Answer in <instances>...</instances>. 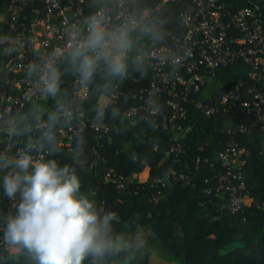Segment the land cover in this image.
Wrapping results in <instances>:
<instances>
[{
	"label": "trees",
	"instance_id": "obj_1",
	"mask_svg": "<svg viewBox=\"0 0 264 264\" xmlns=\"http://www.w3.org/2000/svg\"><path fill=\"white\" fill-rule=\"evenodd\" d=\"M116 1L107 0L112 11ZM160 1L131 0L134 12H149L144 27L150 28L158 38L140 31L131 33L129 72L124 80L109 82L97 74L88 84V97L75 104L71 86L77 76L68 70L63 58L60 59L55 66L61 72L57 99L46 96L39 102L43 107H38L39 103L26 106L14 122L30 130L9 140H6V127L12 119L1 116L0 150L8 143L14 144L11 151L26 147L29 139L43 143L42 135L47 129L40 128L37 121L47 122L48 115L56 111L57 100L73 111L78 108L85 120L76 118L65 123L61 116L52 129L57 132L78 123L76 151L69 153L54 142L52 146L57 151L47 155L49 146L44 144L46 159L74 167L82 191L91 192L90 198L103 212L117 213L118 218L112 224L114 235L121 234L128 240L140 239L148 246L106 256L99 264H141L140 256L150 249H157L164 258L178 259L180 264H264V134L259 126L247 128V117L241 108H220L213 116L206 115L202 109L206 104L217 103L223 94L239 85L241 90L253 88L264 97V69L255 71L238 59L216 70L191 95L190 102L184 104L185 118L179 123L178 131L183 134L178 139L174 131L164 130L150 119L131 121L124 116L131 106L144 103V97L133 101L131 96L148 88L153 80V70L148 64L139 61L144 73L141 76L132 61L140 60L139 55L145 49L184 34L179 21L187 0L167 4L159 11L152 10ZM218 3L230 14L242 8H256L264 25V0H219ZM99 5L100 0H83L81 20L94 15ZM36 6L43 9L40 2ZM37 7H27L14 18L8 12L7 1L0 0V37L12 29L19 32L27 27ZM7 62L6 47L0 44V90L8 87ZM254 71L255 77L250 78ZM102 97L109 101L102 105ZM155 105L169 114L165 96H157ZM99 108L104 109V116L97 121ZM92 121L104 124L107 129L94 131L90 127ZM176 143L181 145V151L170 153V146ZM229 144L244 151L245 163L236 181L244 203L238 211L230 209L228 193L218 189L214 178L216 172L223 170L219 154ZM145 171L144 181L132 179V175ZM114 178L126 179L123 191L117 189ZM11 204L0 189V215L13 212ZM0 264H35V261L26 250L9 245L0 233ZM84 264H92L91 258Z\"/></svg>",
	"mask_w": 264,
	"mask_h": 264
},
{
	"label": "built area",
	"instance_id": "obj_2",
	"mask_svg": "<svg viewBox=\"0 0 264 264\" xmlns=\"http://www.w3.org/2000/svg\"><path fill=\"white\" fill-rule=\"evenodd\" d=\"M6 1L8 12L14 18L27 7H37L36 3L39 2L43 5V9L37 7V12L27 27L19 32L12 29L10 33L0 37V44L6 47L8 55L5 72L8 87H2L0 90L2 109L0 117L5 115L14 122L26 106L39 103L46 97L40 91L39 76L49 64L56 66L63 58L57 57L56 54L58 50L68 49L70 30L82 27L83 0ZM180 1L183 0H161L152 10L159 11L167 4L175 5ZM218 1L187 0L179 21L184 30L183 36L172 37L168 43L154 45L140 53L139 61L148 64L153 70V80L148 88L131 96L133 101L144 97V103L131 106L124 112L125 118L131 121L150 119L162 129L174 131L175 139H178L183 134V132L179 134L178 131L179 123L185 118L184 104L190 102L191 95L195 94L205 79L212 76L216 70L238 59L255 71L259 68L264 69V25L256 14V8H242L230 14ZM131 3V0H117L112 11L107 0H100L95 14H103L106 17V26L109 30L121 26L130 17H135L141 24L133 32L143 33L142 29L150 14L148 11L134 12ZM30 67L36 69L31 75ZM255 71L250 74V78L255 77ZM71 90L75 104L85 100L90 92L88 84L81 83L78 77L73 81ZM160 95L167 98L169 114L161 112L155 105V98ZM220 108H241L247 117V128L259 126L264 134V97L253 88L241 90L239 85L223 94L217 103L202 107L208 116L216 115ZM69 111L72 113L70 120L76 118L85 120L78 108ZM78 126L75 122L67 129L52 132L55 143L64 146L69 153H74ZM90 127L96 132L107 129L104 124L94 121ZM11 137L7 126L6 140ZM24 148H16L11 151V155ZM180 151L179 143L172 144L169 148L170 153L178 154ZM31 154L37 155L35 151ZM243 154L244 151L234 144L227 145L219 154L223 170L214 175L218 189L228 193V203L232 211H238L244 203L243 193L236 183L240 179L241 168L245 163ZM112 180L118 190L125 189L126 179ZM11 205L14 208L15 202L12 201ZM3 231L1 225L0 233Z\"/></svg>",
	"mask_w": 264,
	"mask_h": 264
},
{
	"label": "clouds",
	"instance_id": "obj_3",
	"mask_svg": "<svg viewBox=\"0 0 264 264\" xmlns=\"http://www.w3.org/2000/svg\"><path fill=\"white\" fill-rule=\"evenodd\" d=\"M140 24L137 18L130 17L121 26L109 30L103 14L90 15L82 21L81 28L70 30L68 49L58 50L56 55L63 57L68 70L85 85L97 74L109 82L122 81L129 72L131 33ZM142 31L158 38L148 27ZM132 63L143 76L139 60L134 59ZM34 71L36 69L30 67L29 74ZM60 78L61 72L49 64L39 76L40 91L56 100ZM116 114L114 111L113 115ZM61 116L68 123L72 113L57 100L56 111L48 115L47 122L37 121L40 127L47 129L43 143L29 139L26 147L15 155H11L12 143L0 150V189L9 201L15 202L13 212L0 215L4 240L26 250L35 264H84L88 258L92 264H99L106 256L142 248L144 243L140 239L128 240L121 234H113L112 224L118 218L117 213L103 212L90 198L91 192L82 191L74 167L45 159L44 144L49 146L47 155L57 151L52 146L55 142L52 129ZM103 116L104 109L99 108L96 120L100 121ZM29 130L16 122L9 125L12 137ZM33 151L37 155L33 156Z\"/></svg>",
	"mask_w": 264,
	"mask_h": 264
},
{
	"label": "rangeland",
	"instance_id": "obj_4",
	"mask_svg": "<svg viewBox=\"0 0 264 264\" xmlns=\"http://www.w3.org/2000/svg\"><path fill=\"white\" fill-rule=\"evenodd\" d=\"M109 99L106 97H102L100 99V103L103 105L105 104ZM38 107H43V103H39ZM132 179L138 180L140 182L144 181L146 179V171L143 172L140 175H132ZM143 248H148L146 242L144 243ZM141 264H180L178 259H167L162 257L161 253L157 249H150L149 252L145 255L140 256Z\"/></svg>",
	"mask_w": 264,
	"mask_h": 264
}]
</instances>
